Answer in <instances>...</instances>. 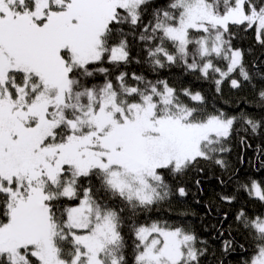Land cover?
Instances as JSON below:
<instances>
[{
	"label": "snow or ice",
	"instance_id": "6c2138e0",
	"mask_svg": "<svg viewBox=\"0 0 264 264\" xmlns=\"http://www.w3.org/2000/svg\"><path fill=\"white\" fill-rule=\"evenodd\" d=\"M233 26L254 29L264 45V0H0V264H129L125 228L132 264H200L208 248L194 232L137 215L172 194L166 174L230 151L235 125L257 134L264 117L207 114L200 92L135 73L129 84L124 71L113 80L97 65L130 63L132 36L153 71L181 65L218 76L217 92L238 72L233 89L255 88L264 70L245 65ZM256 94L264 108V87ZM241 188L264 201L258 182ZM236 220L259 242L244 264H264V218L241 210Z\"/></svg>",
	"mask_w": 264,
	"mask_h": 264
},
{
	"label": "trees",
	"instance_id": "16d2710c",
	"mask_svg": "<svg viewBox=\"0 0 264 264\" xmlns=\"http://www.w3.org/2000/svg\"><path fill=\"white\" fill-rule=\"evenodd\" d=\"M169 0H153L154 7L165 6ZM151 18V9L146 14L144 23ZM127 30V29H126ZM233 46L244 51L245 65L255 74L264 70V45L257 41L254 29L247 31L233 26ZM138 35V33H137ZM131 45L130 53L132 60L127 65H122L117 71L113 69L107 60L102 67L111 70V78L119 71L128 74V83L135 84L132 74L142 75L148 80H167L169 85L182 91L185 88L192 92H200L205 103L202 105L207 114L215 111H224L228 115H240L247 112L249 115L260 119L264 117V108L259 104L257 91L264 87V82L256 76L255 88L245 83L239 89L230 86V78H239L238 72L229 79H226L217 92L214 80L218 76L205 79L199 72H186L181 65L165 67L152 70L147 63V54L143 50V44L129 36ZM170 47V45H169ZM216 65L226 69L227 62L217 60ZM104 77L98 75L93 82L103 83ZM181 99L194 106L196 102L190 101L181 95ZM237 131L225 144L230 151L217 155L213 160L200 159L198 164L186 174L172 176L166 174V182L170 185L172 194L164 201L157 203L148 211L138 213L139 223L150 224L153 221L167 223L172 226H181L186 230L194 232L200 240L207 243L208 254L205 255L200 264H244L256 253V233L252 229H245L236 220L237 214L243 210L249 219L256 217L264 218V201L255 196H250L247 191L241 188L246 184L251 187V182L256 181L264 190V127H261L257 134L245 131L242 122L235 125ZM244 137L245 144L240 143ZM250 145V146H249ZM243 157V162H241ZM215 159H222L225 167L215 163ZM202 169V171H201ZM200 183L197 185L196 181ZM183 187L186 195L181 196L177 191ZM221 196H234L235 199L229 203L221 200ZM78 201H74L77 203ZM116 206L123 207L117 200ZM128 242V261L132 264V238L128 229H124ZM223 233V235H221ZM233 240V248L227 252L223 250V242ZM243 246V247H241ZM197 247H203L198 244Z\"/></svg>",
	"mask_w": 264,
	"mask_h": 264
},
{
	"label": "rangeland",
	"instance_id": "374dc122",
	"mask_svg": "<svg viewBox=\"0 0 264 264\" xmlns=\"http://www.w3.org/2000/svg\"><path fill=\"white\" fill-rule=\"evenodd\" d=\"M253 36H255V37H256V33H255V30H254V35H253ZM77 203H78V202H77ZM255 254H256V253H255ZM255 254H254V255H255ZM254 255H253V256H254ZM253 256H252V257H253ZM252 257H251V258H252ZM250 260H251V259H250Z\"/></svg>",
	"mask_w": 264,
	"mask_h": 264
}]
</instances>
